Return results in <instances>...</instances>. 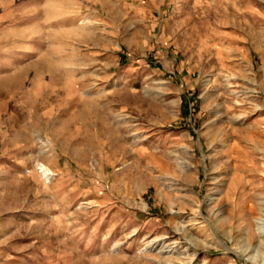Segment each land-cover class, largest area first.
Returning a JSON list of instances; mask_svg holds the SVG:
<instances>
[{
  "label": "rangeland",
  "instance_id": "rangeland-1",
  "mask_svg": "<svg viewBox=\"0 0 264 264\" xmlns=\"http://www.w3.org/2000/svg\"><path fill=\"white\" fill-rule=\"evenodd\" d=\"M258 253L264 0H0V264Z\"/></svg>",
  "mask_w": 264,
  "mask_h": 264
},
{
  "label": "bare ground",
  "instance_id": "bare-ground-1",
  "mask_svg": "<svg viewBox=\"0 0 264 264\" xmlns=\"http://www.w3.org/2000/svg\"><path fill=\"white\" fill-rule=\"evenodd\" d=\"M43 172L45 173V175L48 177V176H50L51 175V173L49 172V170H47V169H43ZM259 254V257H260V262H263L264 263V256H262L260 253H258ZM258 254H257V256H258Z\"/></svg>",
  "mask_w": 264,
  "mask_h": 264
}]
</instances>
